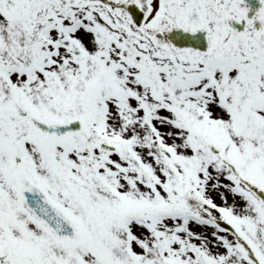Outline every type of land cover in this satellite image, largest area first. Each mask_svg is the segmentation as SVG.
<instances>
[{"label":"snow or ice","instance_id":"1","mask_svg":"<svg viewBox=\"0 0 264 264\" xmlns=\"http://www.w3.org/2000/svg\"><path fill=\"white\" fill-rule=\"evenodd\" d=\"M0 264H264V0H0Z\"/></svg>","mask_w":264,"mask_h":264}]
</instances>
